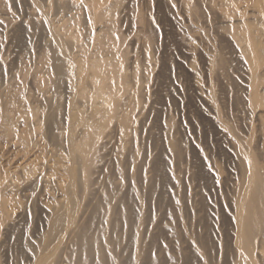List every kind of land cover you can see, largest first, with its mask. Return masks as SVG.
I'll use <instances>...</instances> for the list:
<instances>
[{
    "label": "bare ground",
    "instance_id": "bare-ground-1",
    "mask_svg": "<svg viewBox=\"0 0 264 264\" xmlns=\"http://www.w3.org/2000/svg\"><path fill=\"white\" fill-rule=\"evenodd\" d=\"M57 1H55L54 4H58ZM75 1L69 0L63 3L62 6L55 8H60L61 11V15L56 22H51L49 20L50 18H48L46 11V13L42 12L40 0H37L34 5L32 4L34 8L40 12L43 19L41 21H39V18V20L35 19L36 21L34 22L36 25H33L35 23H30L33 26H41L40 28L30 27V29H33L35 32L45 30L44 32H47V36L50 35V39L47 38L48 41L44 39L43 49L46 50V52H44L47 53L45 55L48 56L47 62L49 63V68L45 71L49 75L47 76L52 86L49 94H47L48 96H45L43 103L40 101L45 110L43 114H40V117L36 115L35 117H37V119L33 120L28 118L29 114H24V112H22L26 119L21 121V125L19 124L20 126L16 124L14 114L11 115L7 110V103L4 104L0 100V137L6 132L9 133L6 140H3L5 141L3 142L4 145L2 143L0 144L2 145V147H0V200L2 201L0 205V225H2L1 219H7L4 225L6 227L5 229L9 231V233H12L14 226L18 224L17 220L21 217L23 211L19 212L18 206H16L15 203V195L17 192H21L23 200L31 201L35 189L42 188L40 191L48 194V188L46 189V187L50 186L49 188L53 189L57 195L54 202L48 204L49 202H44L45 200L42 202L41 199H39L38 201L41 203V207H43L46 215V229L39 241L37 240V244L32 245L31 242L24 241L25 246H27L28 249L30 248L29 255L33 264H178L179 262L182 264H264V50L259 41V36L261 34L264 36V0H219L220 2H217L219 6L213 9L210 8L212 5H208L209 8L212 9L210 10L211 17H213L221 27L217 28L215 26L217 29H214L216 31L212 34L216 35V37L214 36V42L216 43L218 53L214 61V67L212 69L210 65H206L207 68L204 70L209 76L208 78H210V73H214L215 76L221 80H224L226 77L228 79L231 75L230 72L240 76V80L242 81L241 95L239 100L237 99V102L238 105L242 107L245 116L256 122L254 130L257 137V144L255 143V145L258 148L253 153L258 151L259 153L257 152L258 154H256L259 155V158L257 157L258 160H256L255 155L252 156L250 149L243 144V138H241L234 129L230 128L231 132H229V135H225L227 140L231 142L232 149L230 154L235 162V173L232 175L233 178H231L227 186L228 189L225 192V196L223 195L220 200L218 199V213L216 211L215 214L211 213V211L214 212V208L211 210L208 201L206 203L204 202L205 199L203 200L202 195L200 197L201 193L199 194L197 189L194 191H196L195 193L198 192L196 196L198 197L199 194L200 198L198 201H194L196 203L194 206H191L193 200L190 203L188 200V192L186 190V193L183 189L184 193L182 197H180L177 192L178 195L172 194L171 199L168 198L173 205L177 204L178 208L174 209L171 207L172 205H169L170 203L167 204L172 210H168V208L165 210L163 209L164 211L162 212L161 219L158 220H153V217L151 219V214L149 216L148 211L143 209L140 199L135 195L136 190L135 188L132 189V186H130L131 184L124 191L118 187L120 185L117 186L115 183V180L118 178L126 179V184L127 180H130L128 174L130 171L127 172L126 164L121 167V162H117L118 158L117 160L115 158L117 155L114 156L116 150L114 151L115 148L113 146L119 143L118 141V143L114 145L117 140L121 139L123 131L121 125L117 122L110 127L108 131L101 132L100 123H108L110 121L123 119L122 113H118L116 110L114 111L113 108H109V101L107 102V99L102 97V103L106 105V114L103 115V110L100 109L102 112H99L102 113L103 116L100 121L95 120L94 122L88 114L80 112L79 110L83 107L81 106L82 108L80 107L79 109V103H77L78 105L76 104L75 96L81 92L82 89L89 87L87 84L89 75L88 66L84 62L85 60L83 61L78 58L82 57L80 53L86 51L84 43H88L91 37L96 33V15L103 13L105 10L104 8L108 6L111 0ZM161 1L163 5L165 4V10H168L172 16H175V9L173 6H175L176 3H178L176 7H179L183 12H187L185 10L186 8L182 9V1L184 0ZM202 1L191 0L197 7L201 5L200 3H202ZM205 1L206 0H204L203 3ZM41 2L43 3V1ZM129 2H132V0L127 3ZM210 2L208 4H210ZM198 3L200 5H198ZM34 8L32 9L35 11ZM159 8L163 9V7ZM126 10L127 9H125V11ZM165 10L163 9L162 12ZM78 11L79 13L81 11L83 14L78 16ZM203 15L205 16L206 14ZM167 16L169 15L167 14ZM78 17L82 20L81 24L83 27L81 30H76V26L73 28L74 21L78 19ZM215 21L213 23H215ZM173 22H175V20ZM175 27L178 29L177 26ZM179 36L180 35H178V37ZM81 38L83 42H81ZM184 43L185 42H183V44ZM186 43L185 45L188 44ZM187 47L185 48L187 49ZM97 61L100 62L99 59ZM206 63L207 61L205 64ZM92 64L93 63L90 61L89 67H92ZM95 67L97 68L96 65ZM46 72L44 74H46ZM236 82H234L233 85H235ZM44 83H46V80ZM231 83L232 82H230V84ZM221 84H223V81ZM194 88L195 87H193V89ZM197 89L196 87L195 90H193L196 92L195 95H198V98H203L200 97L198 93L199 89ZM88 90L86 89L83 92ZM224 91L225 90H222L221 92L225 94ZM60 94L66 95V100L64 99L66 102H63L66 103V105L65 108L62 107V109L57 103L58 98L60 99L61 97ZM98 97L101 98L99 93L93 91L92 104L96 103ZM3 101L5 102L4 99ZM235 102L234 98V104ZM125 105L126 104H124V106ZM102 106L103 105H101V108H103ZM236 106L237 105H235V108ZM98 107H100V103ZM211 108L213 109L214 107L211 106ZM24 109L26 113L27 110L26 108ZM209 110L211 111V109ZM19 111L20 110H18V112ZM213 111L214 109L211 112ZM213 113L216 114L215 111ZM216 125V130L222 128L219 122H217ZM36 126H42L40 127L42 131L37 135L38 137L34 138L33 136L31 138V130ZM39 130H37L38 133ZM163 131L162 129V132ZM222 132L217 133L220 136V134H224ZM161 134L159 135L161 136ZM225 135L223 136L225 137ZM167 136L168 135L165 136L166 139ZM153 141L156 142L155 140ZM176 141L173 140L168 143L165 140L166 144H161V148L162 145H165L167 151L163 148L164 151L172 153L176 163H179L182 160L181 154H183V150L181 151V145H178L179 143ZM162 143H164V141ZM19 144H23L24 149H22ZM133 145L134 142L132 147ZM109 147L110 149L113 147L114 152L109 150ZM132 151L133 149L130 152L133 153ZM146 152L147 151H145V154ZM39 154L40 160L42 154L47 155L45 157L46 160L41 162L40 172L37 174L34 173V175H32L33 177L31 176L32 178L28 179L27 173L36 168V165H32L36 163L37 158V160H39ZM128 155L129 154H127V156ZM168 156L169 155H167V157ZM145 157L146 156H144V158ZM128 159L130 158H127V162L129 163L130 160L128 161ZM158 160H160V158ZM165 162L167 163L166 160ZM176 163V166H180ZM159 164L158 162V165ZM182 164L184 163L182 162ZM161 165L163 166V164ZM165 165L167 166V164ZM196 165L199 169H197L194 174L198 178V181H203L205 185L203 186L206 187V190L211 187L214 190L216 189L219 193L223 181L221 184V179L216 175L215 171L212 170V166L207 163ZM153 166L155 168L157 165ZM185 166L186 164L184 168ZM138 169L141 168L139 167ZM154 171H156L158 181L161 183L160 186H162V189L165 188L167 183L165 182L166 177L163 168L157 166V170ZM177 171L178 169H176V173ZM32 172L33 171H31V173ZM141 173H139V175ZM191 173L193 174V172ZM230 173L231 172H229V174ZM154 176L152 175V177ZM20 177H23V182L18 184L21 179ZM141 177L142 176L137 178L141 179ZM171 178V182L175 189H179L183 186V178L178 179L172 177V175ZM154 179L155 178L152 179L153 183H151V186L154 184ZM169 180L167 181L169 182ZM228 181L229 180L224 183L228 184ZM196 185H198L197 188L200 187L199 184ZM224 185L222 186L224 187ZM183 187H185V185ZM153 189L155 188H152V191ZM159 189L162 191L161 187ZM165 189L167 190V188ZM150 192L151 191H148V193ZM39 193L42 195L41 192ZM161 195L158 196H161L162 199H166L163 198L164 194ZM2 199H5L4 203ZM168 200H166V202ZM181 200L182 206L179 204ZM163 201L164 200H162V202ZM166 207L164 206V208ZM195 207H197V210ZM181 209L184 210L183 219L180 214ZM168 215H171L170 219L167 218ZM219 224L221 225L219 226ZM13 234L11 235L13 236ZM167 239L169 241H167ZM164 240H166L167 243L169 242V245L166 244L169 247L164 245ZM183 244H186V248L182 247Z\"/></svg>",
    "mask_w": 264,
    "mask_h": 264
},
{
    "label": "rangeland",
    "instance_id": "rangeland-1",
    "mask_svg": "<svg viewBox=\"0 0 264 264\" xmlns=\"http://www.w3.org/2000/svg\"><path fill=\"white\" fill-rule=\"evenodd\" d=\"M36 1L0 0V93L2 92L0 94V100L4 104L7 103L6 108L11 113V115L14 114V119L16 118L15 122L17 125H21V121L26 119L24 114H29L28 118L33 120L37 119V117H35L36 115L40 117L43 114L45 110L42 103L45 96H48L47 94H49L52 86L48 77L49 75L45 71L49 68V63L47 62L48 56L45 55L47 54L45 53L46 50L43 49V43L45 40L48 41L47 38L50 39V35L47 36V32H44L45 30L35 32L33 29H30V27L40 28L41 26H33L36 25L34 21L39 19V21H41L43 19L40 15V12H38L33 6ZM41 1H43V3ZM55 1L57 0H40L42 7L41 10L44 13L47 12L46 14L48 15V18H50L49 20L51 22H56L58 17L61 15L60 8H55L62 6L63 3L69 0H58V4H54ZM128 1L131 0H111L108 6L104 8V12L99 13V16L96 15V33L91 37L88 43H84L86 51L80 53L82 57L78 58L83 61L85 60L84 62L88 66V79L90 78L91 80L89 79L88 81L87 79V84L89 87L82 89L81 92H79L80 94L78 93L75 96L76 104L79 103L80 106L77 104L78 108L80 109L81 106L83 107H81L82 109L79 111L88 114L94 122L95 120L100 121L102 116L106 114V105L102 103V97H105L107 102L109 101V108H113L114 111L116 110V112L122 113L123 119H119L118 121H110L108 123L101 122V132L108 131L110 127H112L117 122H119V125H121L123 131L121 139L117 140V142L114 144L116 145L119 141L116 146H113L115 148L114 151L116 150V154L113 151V147L112 149L109 147V150L114 152V156L117 155L115 158L116 160L118 158L117 162H121V167L126 164L127 172L130 171L128 172L130 180H127V185L126 179H120L117 177L118 179L115 180V183L117 186L120 185L118 187L124 191L131 184L130 186H132V189L135 188L136 190L135 195L140 199L143 209L148 211L149 216L151 214V219L152 217L153 220L161 219L162 212L167 208L168 210H172L171 207L174 209L178 208L177 204L173 205V203L170 201L171 195L179 194V196L182 197L184 193L183 189L185 192L187 190L188 193H186L188 194V200L190 203L193 200L191 206H194L196 204L194 201H198L202 195L203 200L205 199L204 202L206 203L208 201V205L210 206L211 210L214 208V212L211 211V213L215 214V211L218 213V199L220 200L223 195L225 196V192L228 189L227 186L229 185L231 178H233L232 175L235 173V162L233 161V158H231L232 156L230 154L232 149L231 142L227 140L225 134L229 135L231 129H234L241 136V138L244 139V141L242 139V142L250 149L252 156L255 155L256 160L259 158V155H257L259 153L258 151V153H253L258 148L255 145V143L257 144V137L254 130L256 122L255 120L245 116L242 107H240L237 102V99L239 100L241 95L240 91L242 81L240 80V76L230 72L231 75L228 77V79L227 77L224 78V81L220 78H217L214 73H210V78H208L209 76L206 74V71H204L205 68H207L206 65H210L213 69L214 61L218 54L216 43L214 42V36L216 37V35L212 34H214L216 31L214 29H217L221 26L213 19V17H211L210 10L216 8V6H219V3H217L219 0H214L215 2L213 0H211V2L210 0H206L204 3V0H201L202 3H200L201 5L198 3V5H200L198 7L193 4L191 0H184L185 2L180 0L184 3H182V9L186 8L185 10L187 12L184 11L186 13L185 14L183 10H181L179 7H176L178 6V3H176V5L174 4L175 6H173L175 9V16L170 15L168 10H165V4L163 5L161 0H132V2H129L130 4L127 3ZM209 2L210 4H208ZM206 4L208 8L206 7ZM208 5H212V7L210 6L212 9H210ZM159 7H163L165 11L162 12L163 9ZM32 8H34L36 12ZM124 8L127 10L125 11ZM182 12L185 14V16ZM81 14L83 13L81 11L79 13L78 11V16H81ZM167 14L169 16H167ZM203 14H206V17ZM78 19L75 20L76 22L74 21L73 28L76 26V30H81L83 27L81 24L82 20L79 17ZM173 19L175 22H173ZM214 21L215 23H213ZM30 23L35 24L31 25ZM174 25L177 26L178 29H176ZM178 35L180 36L178 37ZM261 36L262 34L259 36V41L262 45L261 47H263L264 50V36H262V38ZM81 42H83L82 38ZM183 42H187L188 44L186 43L187 45H185ZM185 47H187V49ZM98 59L100 62L97 61ZM90 61L93 63L92 67H89ZM206 61L209 64H205ZM45 72L46 74H44ZM45 80L49 86L44 83ZM189 80H193V83ZM222 81L223 84H221ZM230 82L232 83L230 84ZM234 82L237 84L235 83V85H233ZM193 87H197L199 89H197L198 93L200 94V97L203 98H198V95H195L196 92L193 91L195 90ZM86 89L88 91L83 92ZM221 89L225 90V94L221 92ZM93 91L98 92L101 96V98L98 97L96 99L95 104H92ZM60 96V99L58 98L57 103L62 109V107L65 108L66 105V103H63L66 102L64 101L66 95L60 94ZM234 98L236 101L235 104ZM99 103L100 107H98ZM124 104H126V107ZM101 105H103V108H101ZM235 105H237L236 108ZM211 106L214 107L213 109L216 114L213 113L214 111L211 112L213 110ZM24 108L27 110L26 113ZM95 108H97L98 111ZM100 109H102L103 112ZM209 109H211V111ZM18 110L20 111L18 112ZM99 111L102 112L103 115ZM22 112H24V114ZM215 121L216 123L219 122L221 124L222 128H218L220 131L216 130L217 125ZM40 127L36 126L31 130L32 134L29 133L31 134V138L33 136L34 138L38 137L37 135H39L42 131V128ZM36 129H40L39 133ZM162 129L164 130L163 132ZM217 132H222L224 134H220L219 136ZM159 134H161L162 137ZM164 135H168L167 139ZM223 135H225V137ZM8 136L9 133L7 132L1 136L0 144H3V142H5L3 140H6ZM165 140L168 143L173 140H178L176 142L179 143L178 145H181V151L183 150L182 153L184 154H181V162L176 163L173 154L164 151L163 148H165L167 151L165 145H162L161 148V144H166ZM132 141L134 142V148L132 147ZM163 141L164 143H162ZM19 146L24 149L23 144H19ZM0 147H2V145H0ZM131 148L133 149V153L130 152L132 150ZM158 149L161 150L162 153ZM145 151H147L146 154ZM127 154L129 155L127 156ZM167 155H169V158ZM38 156L39 160H37V158L36 163L32 165H36V168L31 170L33 171L32 173L31 171L27 173L28 179L32 178L34 173L37 174L40 172V164L43 160H46L45 157L47 155L42 154L41 160L40 154ZM144 156L147 158H144ZM128 157L130 158L128 159V161L130 160L129 163L127 162ZM159 158L160 160H158ZM158 162L160 163L159 165ZM182 162L184 164H182ZM164 163L167 164L170 169ZM175 163L180 166H176ZM203 163H207L212 166V170H214L216 175L221 179V184L222 181V185L225 184L224 187L222 185L220 186L219 193L216 189L215 191L211 187L206 190L203 181L199 182L198 178L194 174L196 173L197 169H199L196 164L202 165ZM161 164H163V166ZM185 164L186 166L184 168ZM153 165L161 166L163 168L166 177L165 182L167 183H165L167 185L165 188H167V190L165 188L162 189V186H160L161 183L158 181L156 171H154L157 170V166L154 168ZM139 167L141 169H138ZM176 169H178L177 173ZM191 172H193V174ZM229 172H231V175ZM139 173L141 174L139 175ZM151 174L153 176L155 175L156 177H152ZM171 175L172 177H176L178 179L183 178L182 183L183 186L185 185V187L182 186L183 188L180 187L179 189H175L173 183L171 182ZM140 176H142L141 179H139ZM149 178L151 179L148 180ZM153 178L156 179H154V184L152 185H156L154 187L151 186V183H153ZM226 179L229 180L228 184L224 183L227 182ZM167 180H169V182ZM22 182L23 177L19 180V183H17L21 184ZM196 184H199L200 187L197 188L198 185ZM158 186L161 187L163 192L160 191V187ZM49 187H46V189L48 188V194L42 193V191H40L42 188L35 189L33 191L34 194L31 201H27L25 199L23 200L21 192H17L15 195L16 206H18L17 208L19 212L23 211V213L17 220L18 224L15 223V230L13 229L12 233H9V231L5 229L6 227L4 225L7 219H1L0 264H33V261L29 255L30 248L28 249V247L25 246L24 241H28L29 243L31 242L32 245L37 244L46 229V215L44 213L43 207H41V203L38 201L39 199H41L42 202L45 200L44 202H49L48 204L54 202V199L57 198V195L53 189ZM152 188L155 189L152 191ZM196 189L199 194L201 193L200 197L199 194L198 197L196 196L198 193H195L196 191L194 190ZM38 191L41 192L42 195H40ZM148 191L153 193H148ZM160 192H162L161 194H164L163 198L166 199L161 198L162 195L159 194ZM160 198L164 201L162 202ZM168 198L170 199L168 200ZM166 200L170 202H166ZM4 202L5 199L3 200V203ZM181 203L182 200L179 202V204L182 206ZM1 204L2 201L0 200V205ZM167 204L172 206H167ZM164 206L167 207L164 208ZM195 209L197 210V207H195ZM180 214L183 219L184 210L181 209ZM167 218L170 219L171 215H168ZM220 225L221 224H219V226ZM11 234H13V236ZM167 241L169 240L167 239ZM163 243L166 247H169L167 246L169 245V242L167 243L166 240H164ZM182 247L186 248V244H183ZM178 264L182 263L179 262Z\"/></svg>",
    "mask_w": 264,
    "mask_h": 264
}]
</instances>
